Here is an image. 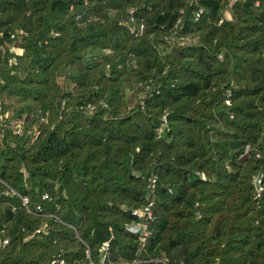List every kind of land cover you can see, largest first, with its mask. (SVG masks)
Returning <instances> with one entry per match:
<instances>
[{
	"label": "trees",
	"instance_id": "1",
	"mask_svg": "<svg viewBox=\"0 0 264 264\" xmlns=\"http://www.w3.org/2000/svg\"><path fill=\"white\" fill-rule=\"evenodd\" d=\"M198 5L0 0V264H264V0Z\"/></svg>",
	"mask_w": 264,
	"mask_h": 264
},
{
	"label": "built area",
	"instance_id": "2",
	"mask_svg": "<svg viewBox=\"0 0 264 264\" xmlns=\"http://www.w3.org/2000/svg\"><path fill=\"white\" fill-rule=\"evenodd\" d=\"M195 8L192 12L193 15V19L194 20H198L201 18L202 14L204 13V8L198 5L199 0H192ZM235 1V0H232ZM226 16L228 15L229 11L228 9L225 10ZM133 20V17L130 16L128 18V21L131 22ZM221 21V20H220ZM219 21V22H220ZM143 29V25L140 24L139 27L136 29L135 27H131L130 30L131 32H133L134 34H138L141 33ZM18 33H22V31H19ZM13 37V35L11 36ZM9 50L12 51L15 54H20L21 53V49L16 48L14 46H9ZM230 91L226 92V97L224 100V103L226 105L230 104ZM11 130L13 132V134H20L22 132V127H21V123H15L14 125L11 126ZM31 133V132H29ZM249 151V147L246 146L245 147V152ZM154 184H155V179L151 178L150 179V184H149V188L150 191L152 192L153 188H154ZM254 185H255V189L257 192L261 191L262 186H261V175H258L254 178ZM43 198H47L46 195L43 196ZM26 203V200L23 199V204ZM152 206H153V200L150 199L144 206H142L141 208H135L130 210V214L134 217H136L138 219V221L135 222H131L126 224L125 229L127 232L133 234V235H138L140 237V239L143 241L146 240V238L149 235V231H148V225L149 223L153 220V212H152ZM39 231V230H38ZM7 241L3 240L2 244H5ZM142 244V243H141ZM107 242L103 243V249L106 250L107 249ZM52 263H56V264H66L64 262L63 259H55L54 261H52ZM88 264H93V263H88ZM100 264H121V263H111V262H105L104 258L101 259ZM132 264H139L138 261L134 262Z\"/></svg>",
	"mask_w": 264,
	"mask_h": 264
},
{
	"label": "rangeland",
	"instance_id": "3",
	"mask_svg": "<svg viewBox=\"0 0 264 264\" xmlns=\"http://www.w3.org/2000/svg\"><path fill=\"white\" fill-rule=\"evenodd\" d=\"M225 14H227V13H225Z\"/></svg>",
	"mask_w": 264,
	"mask_h": 264
}]
</instances>
